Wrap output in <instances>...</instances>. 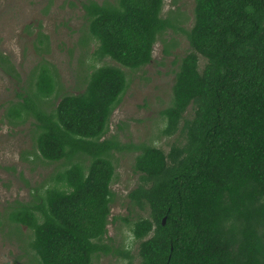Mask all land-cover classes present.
<instances>
[{
    "label": "trees",
    "instance_id": "trees-1",
    "mask_svg": "<svg viewBox=\"0 0 264 264\" xmlns=\"http://www.w3.org/2000/svg\"><path fill=\"white\" fill-rule=\"evenodd\" d=\"M80 5L97 43L94 57L116 65L92 68L82 91L58 95L49 108L46 100L59 91L54 71L39 63L3 106L10 125L30 124L43 160L65 167L49 178L52 185L8 204L0 232L24 250L26 264H94L109 254L132 264L127 250L104 243L115 199L113 153L128 150L137 152L138 174L128 203L148 217L112 221L128 225L138 264H264V0H194L193 24L181 30L189 50L160 112L161 134L183 138L167 153L105 137L127 88L123 69L148 65L158 38L173 29L162 17L164 0ZM37 39L46 50L47 36ZM0 70L22 82L1 51Z\"/></svg>",
    "mask_w": 264,
    "mask_h": 264
},
{
    "label": "rangeland",
    "instance_id": "rangeland-1",
    "mask_svg": "<svg viewBox=\"0 0 264 264\" xmlns=\"http://www.w3.org/2000/svg\"><path fill=\"white\" fill-rule=\"evenodd\" d=\"M85 0H0V51L10 58L20 73L16 83L0 70V212L17 201H27L38 186H49L50 177L63 169V161L50 163L36 151L33 131L27 122L12 126L3 117V106L13 100L26 83L27 74L39 63H47L55 73L58 94L46 100L47 107L56 104L58 95L82 91L92 68L116 65L108 58L94 57L96 41L90 36L80 3ZM98 3L112 0H94ZM194 0H164L162 17L173 29L161 35L153 46L152 61L138 69H123L127 88L114 108L105 137H114L119 144H149L167 153L174 143H182L181 135L164 137V119L160 112L171 101V87L180 58L189 50L185 34L193 24ZM47 36V49L38 43L37 34ZM167 50L168 54L164 53ZM204 60L199 59V69ZM57 97V98H56ZM189 107L186 116L191 115ZM137 152H114L115 176L111 190L115 194L104 243L112 250H127L132 264L139 263L137 243L128 225L113 216L134 220L148 217L147 211L131 208L127 194L137 186L138 174L133 171ZM25 233L27 230L22 227ZM4 236V237H3ZM0 232V264H26L27 257L13 239ZM117 255H102L94 264H125Z\"/></svg>",
    "mask_w": 264,
    "mask_h": 264
},
{
    "label": "water",
    "instance_id": "water-1",
    "mask_svg": "<svg viewBox=\"0 0 264 264\" xmlns=\"http://www.w3.org/2000/svg\"><path fill=\"white\" fill-rule=\"evenodd\" d=\"M165 218L162 219V224H164Z\"/></svg>",
    "mask_w": 264,
    "mask_h": 264
}]
</instances>
